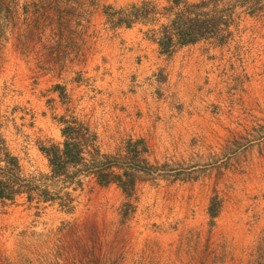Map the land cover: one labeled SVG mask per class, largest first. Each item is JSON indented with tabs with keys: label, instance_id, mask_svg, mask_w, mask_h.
I'll return each mask as SVG.
<instances>
[{
	"label": "rangeland",
	"instance_id": "rangeland-1",
	"mask_svg": "<svg viewBox=\"0 0 264 264\" xmlns=\"http://www.w3.org/2000/svg\"><path fill=\"white\" fill-rule=\"evenodd\" d=\"M174 1L0 0V264H264V0L163 52Z\"/></svg>",
	"mask_w": 264,
	"mask_h": 264
},
{
	"label": "trees",
	"instance_id": "trees-1",
	"mask_svg": "<svg viewBox=\"0 0 264 264\" xmlns=\"http://www.w3.org/2000/svg\"><path fill=\"white\" fill-rule=\"evenodd\" d=\"M212 0H201L198 3L181 4L178 0L174 1L171 6L172 17L167 24L161 25L157 43L163 52H170L174 44L187 45L196 43L203 38L219 37L224 40L223 32H226L227 21L222 15L216 12L204 11V8ZM147 2H143L140 6L131 5L126 9V26L130 27L133 23L142 18L148 17L151 11ZM226 22V23H225ZM65 154L73 158L76 153L66 146ZM57 158V156H55ZM54 172L60 173L61 167L57 161H53ZM20 170L17 159L7 150L4 139L0 136V197L12 200L23 188L28 186L22 183L18 178ZM15 171V173H14ZM17 173V174H16ZM20 181V182H18ZM124 190L128 189L126 183L121 182ZM27 188V187H26ZM211 218L217 216L218 210L213 200L208 207Z\"/></svg>",
	"mask_w": 264,
	"mask_h": 264
}]
</instances>
